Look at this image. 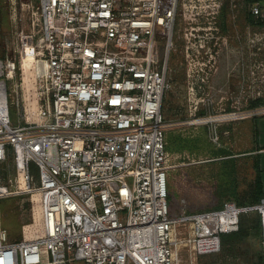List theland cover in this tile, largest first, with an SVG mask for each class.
Returning a JSON list of instances; mask_svg holds the SVG:
<instances>
[{"label":"built area","instance_id":"2783aa9c","mask_svg":"<svg viewBox=\"0 0 264 264\" xmlns=\"http://www.w3.org/2000/svg\"><path fill=\"white\" fill-rule=\"evenodd\" d=\"M188 1L209 18L225 0H39L40 35L18 36L21 66L0 58V196L13 192L2 168L12 157L27 189L41 194L43 234L11 240L0 229V264H198L220 251L222 234L238 230L243 213L259 210L264 225V198L170 216L168 54L181 45L188 61L221 38L219 25L215 33L192 26L183 45L174 41ZM246 6L253 18L264 16L260 2ZM31 81L36 118L12 124L9 83L18 95Z\"/></svg>","mask_w":264,"mask_h":264},{"label":"rangeland","instance_id":"374dc122","mask_svg":"<svg viewBox=\"0 0 264 264\" xmlns=\"http://www.w3.org/2000/svg\"><path fill=\"white\" fill-rule=\"evenodd\" d=\"M229 3L225 0L218 14L212 13L206 18L202 16L204 7L199 2L188 1L186 7L181 8L174 33V41L183 45L184 32L192 36V26L200 32V26H211L206 30L214 33L217 25L223 28L224 42L222 37L219 39L223 69L220 68L219 74L204 72L200 76H189L185 54L173 48L168 54L169 86L163 99V114L172 217L184 211L220 208L228 200L239 205L250 204L257 178H261L264 190V150H259L264 146V103L255 104L259 98H264V23L253 18L245 0H236L238 9L234 12ZM262 10L264 12V2ZM40 21L39 0H0V58H13L21 66L18 36L22 31H33L39 36ZM179 33L183 40H178ZM162 54L166 52L163 50ZM210 64L215 68L218 61L212 60ZM31 71L29 69L33 76ZM21 75L18 82L23 81ZM10 86L12 124L34 120L40 103L35 83L26 86V90L20 85L18 95ZM2 168L6 173L3 182L13 192L0 196V229H6L11 240L40 236L43 234L41 194L27 189V180L13 167L12 157L6 158ZM32 173L38 179L35 164H32ZM12 175L18 177L17 182H8ZM31 185L37 186V181ZM250 212L251 216L260 213L262 218L259 210ZM261 251L264 253V225L261 234L253 231L231 247L228 255L204 260L199 256L198 264H256ZM69 264L84 263L77 259Z\"/></svg>","mask_w":264,"mask_h":264},{"label":"trees","instance_id":"16d2710c","mask_svg":"<svg viewBox=\"0 0 264 264\" xmlns=\"http://www.w3.org/2000/svg\"><path fill=\"white\" fill-rule=\"evenodd\" d=\"M258 1L263 4L264 0H245L246 5ZM258 23H264V19L259 18ZM261 103H264V98H259L257 101H255L256 105H260ZM168 141V140H167ZM168 147V144H167ZM6 173L3 171L4 177ZM254 191V192H253ZM252 191L253 199L251 200L252 203L250 204H257L261 202L262 198H264V190L262 189V182L261 178H257L255 180V187ZM251 212L243 213L240 216V223H239V229L233 232H227L223 233L221 236V249L219 252L211 253V254H205L201 255L200 259L204 260V258H214L217 257H224L228 255V251H230L231 247L235 246L237 243H239L241 240L245 239L249 234H251L253 231L261 234L263 231V225H262V218L261 214H254L251 216ZM256 264H264V253L261 251L258 254L257 262Z\"/></svg>","mask_w":264,"mask_h":264},{"label":"flooded vegetation","instance_id":"af4514ba","mask_svg":"<svg viewBox=\"0 0 264 264\" xmlns=\"http://www.w3.org/2000/svg\"><path fill=\"white\" fill-rule=\"evenodd\" d=\"M222 32H223V28H221V37H222ZM223 38L224 36L222 37L221 41L224 42ZM198 44H199V40L197 39L195 40L194 46H198ZM177 51L181 52L180 47L177 48ZM182 53H184V51H182ZM201 53L202 54L200 55L196 53V49L192 50L193 55H191L192 57L188 60L189 62L188 74L201 75L204 74V72H206V74L210 73L211 75L219 74L221 69H223L220 63L222 60V55H221L222 46L219 40L215 38L206 40ZM201 60L203 61L201 62ZM212 60L218 61V66H216L215 68L212 67L214 66V64H210ZM200 62L202 63V65L203 64L207 65V67L205 68L204 66L200 65ZM220 87H222V84Z\"/></svg>","mask_w":264,"mask_h":264},{"label":"crops","instance_id":"0c3cea01","mask_svg":"<svg viewBox=\"0 0 264 264\" xmlns=\"http://www.w3.org/2000/svg\"><path fill=\"white\" fill-rule=\"evenodd\" d=\"M259 150H264V146L263 147H260V149Z\"/></svg>","mask_w":264,"mask_h":264},{"label":"bare ground","instance_id":"6f19581e","mask_svg":"<svg viewBox=\"0 0 264 264\" xmlns=\"http://www.w3.org/2000/svg\"><path fill=\"white\" fill-rule=\"evenodd\" d=\"M0 189H2V190H3L4 188H0ZM262 209H263V211H264V206L262 207Z\"/></svg>","mask_w":264,"mask_h":264}]
</instances>
